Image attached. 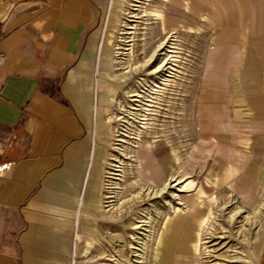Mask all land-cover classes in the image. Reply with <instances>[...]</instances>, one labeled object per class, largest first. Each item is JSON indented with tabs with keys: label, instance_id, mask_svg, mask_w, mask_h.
I'll use <instances>...</instances> for the list:
<instances>
[{
	"label": "crops",
	"instance_id": "0c3cea01",
	"mask_svg": "<svg viewBox=\"0 0 264 264\" xmlns=\"http://www.w3.org/2000/svg\"><path fill=\"white\" fill-rule=\"evenodd\" d=\"M125 2L0 0V264H75L81 244L96 230L107 231L108 113L122 88L116 45ZM216 6L215 0L187 6L186 21L210 33L205 64L194 62L190 92L200 124L220 141L217 154L226 162L216 163L217 171L243 174L226 183L244 198L250 188L251 203L256 189L248 176L260 168L232 140L264 137L257 77L264 53L259 33L251 31L261 22L247 18L241 3Z\"/></svg>",
	"mask_w": 264,
	"mask_h": 264
},
{
	"label": "rangeland",
	"instance_id": "374dc122",
	"mask_svg": "<svg viewBox=\"0 0 264 264\" xmlns=\"http://www.w3.org/2000/svg\"><path fill=\"white\" fill-rule=\"evenodd\" d=\"M215 1L216 9L228 2ZM232 1L244 6L247 18L258 16L261 26L251 31L259 33L264 53V0ZM189 3L126 0L123 5L116 45L122 88L108 113L113 134L105 206L111 221L107 231L96 230L81 244L75 264H162L166 254L168 264L264 263V225L248 219L264 199V151L259 149L264 137L232 140L246 149L249 164L260 168L248 176L256 189L250 203V188L244 198L242 189L226 183L243 174L217 171L216 163L226 162L217 154L220 141L210 139L209 125H201L195 113L190 76L194 62L205 64L210 33L186 21ZM261 63L257 77L264 88V56ZM222 152L226 155V149Z\"/></svg>",
	"mask_w": 264,
	"mask_h": 264
},
{
	"label": "bare ground",
	"instance_id": "6f19581e",
	"mask_svg": "<svg viewBox=\"0 0 264 264\" xmlns=\"http://www.w3.org/2000/svg\"><path fill=\"white\" fill-rule=\"evenodd\" d=\"M153 11V10H152ZM153 13H158L159 14V12L158 11H154ZM132 59H133V57H132ZM131 59V60H132ZM158 193H156L155 195H157ZM136 197V196H135ZM114 198H116V196L114 197ZM129 201V200H128ZM127 201V202H128ZM114 202H116V201H114ZM116 206V203H115V205H114V207ZM117 208V207H116ZM212 210V209H211ZM117 211H118V208H117ZM121 211V210H120ZM240 213H241V211H238V212H235L234 214H232V215H230L229 217H228V219L229 220H231V221H233L235 218H236V216L239 214L240 215ZM212 215H210V217H211ZM209 217V218H210ZM207 220H208V218H206ZM249 219V221L253 224V222L254 223H261L262 225H264V199L263 200H261V202L258 204V206L255 208V210L253 211V216L252 217H250V218H248ZM205 220H204V218H203V220H202V222H204ZM204 224V223H203ZM204 227V226H203Z\"/></svg>",
	"mask_w": 264,
	"mask_h": 264
},
{
	"label": "built area",
	"instance_id": "2783aa9c",
	"mask_svg": "<svg viewBox=\"0 0 264 264\" xmlns=\"http://www.w3.org/2000/svg\"><path fill=\"white\" fill-rule=\"evenodd\" d=\"M172 78V77H171Z\"/></svg>",
	"mask_w": 264,
	"mask_h": 264
}]
</instances>
